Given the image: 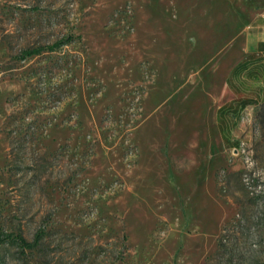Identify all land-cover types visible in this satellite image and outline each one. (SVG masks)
Segmentation results:
<instances>
[{"label":"rangeland","instance_id":"1","mask_svg":"<svg viewBox=\"0 0 264 264\" xmlns=\"http://www.w3.org/2000/svg\"><path fill=\"white\" fill-rule=\"evenodd\" d=\"M257 19L264 0H0V264H264V65L228 76Z\"/></svg>","mask_w":264,"mask_h":264},{"label":"trees","instance_id":"2","mask_svg":"<svg viewBox=\"0 0 264 264\" xmlns=\"http://www.w3.org/2000/svg\"><path fill=\"white\" fill-rule=\"evenodd\" d=\"M71 38H70V35L67 34L65 36H62L58 39H56L55 41H53L51 44H48L46 46H43V47H30V48H25V49H22L21 52H20V57L22 58H25V57H29V56H32V55H36L38 54L40 51H52L58 47H60L61 45L63 44H66L68 41H70ZM249 57V54L248 55H245L240 61H238L229 71L228 73V76L230 75H233V73L235 72V69L241 64L243 63L242 61L246 58ZM255 65V64H254ZM238 74H242L241 72H238ZM252 102V100H249L247 98H240L239 100H236L234 102H232L231 104H227L226 106L222 107L219 106L216 108V112L219 113L220 117H223L225 116H231V117H234L236 116L237 112L239 109H242L247 103H250ZM221 124L224 125V121H220L219 125ZM219 126V127H221ZM233 143V141H232ZM234 147V146H233ZM10 236L9 234H5V235H2L0 236V239L2 237H8ZM20 239V238H19ZM20 242H22V239H20ZM23 244H25L23 242ZM26 246L28 244H25Z\"/></svg>","mask_w":264,"mask_h":264},{"label":"crops","instance_id":"3","mask_svg":"<svg viewBox=\"0 0 264 264\" xmlns=\"http://www.w3.org/2000/svg\"><path fill=\"white\" fill-rule=\"evenodd\" d=\"M264 20L257 19L255 20V25L251 26L246 33V46L247 52L245 55L249 54V57L252 58V64L255 66L264 65V60L262 58V53L264 52ZM244 55V56H245ZM219 107V106H218ZM228 116H224L221 121L227 120ZM221 126V124H220ZM221 127L226 128V124ZM224 141V140H223ZM228 141H225L227 144ZM232 144V142L230 143ZM232 145L231 147H233Z\"/></svg>","mask_w":264,"mask_h":264},{"label":"built area","instance_id":"4","mask_svg":"<svg viewBox=\"0 0 264 264\" xmlns=\"http://www.w3.org/2000/svg\"><path fill=\"white\" fill-rule=\"evenodd\" d=\"M262 58H263V60H264V52L262 53Z\"/></svg>","mask_w":264,"mask_h":264}]
</instances>
